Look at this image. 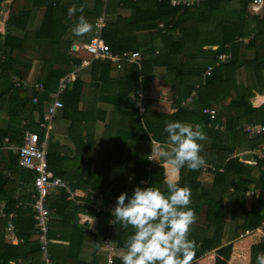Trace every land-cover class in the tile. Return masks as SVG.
I'll use <instances>...</instances> for the list:
<instances>
[{
    "label": "trees",
    "instance_id": "obj_1",
    "mask_svg": "<svg viewBox=\"0 0 264 264\" xmlns=\"http://www.w3.org/2000/svg\"><path fill=\"white\" fill-rule=\"evenodd\" d=\"M87 1L0 0L4 29L0 28V148L4 138L17 143L25 129L37 130L59 78L80 63L72 45L90 41L94 21L104 12L101 38L113 52L139 51V65L122 62L117 68L109 60H94L87 68L88 83L81 75L86 67L76 72L61 96L63 107L58 109L60 117L68 121L65 134L69 143L49 137V172L64 179L70 190H100L114 197L121 192L130 196L136 186L166 192L170 182L164 161L147 159L151 140L166 141L163 128L167 121L199 126L206 134L199 141L206 166L194 171L182 168L171 183L191 190L189 207L196 221L189 239L197 244L192 262L214 253L211 264H232L242 258L235 252L237 240L246 231H256L264 217V160L253 153L264 146V132L249 135L243 130L248 123L264 124V102L253 105L254 97L264 92V18L250 13L249 0H193L188 6L172 5L169 0H92L90 7ZM81 4L85 5L83 13L77 11L69 17L68 9ZM36 8L42 9L41 20L30 30L27 25ZM121 8L130 9L131 14L122 16L118 13ZM80 15L93 27L88 35L75 37L71 28ZM251 33L243 43L241 39ZM221 53L229 57L216 64ZM35 63L37 73L31 80ZM209 65L213 69L206 77L203 74ZM156 77L168 87L172 111L157 110L149 96L144 113L139 114L130 95L140 87L149 93V84ZM14 79L40 82L42 89L16 86ZM83 96L93 105L104 103L111 108L82 109ZM205 107L215 109V119L202 113ZM99 121L104 122L98 132ZM246 156L254 162H245ZM204 172L211 173V182L200 181ZM33 177V172L18 164L15 152L0 149V264H40L30 205L34 202ZM141 179L147 180L144 185H140ZM67 196L66 189L57 187L46 201L48 251L54 264H99L96 255L100 240L106 237L122 249L133 234L131 227L122 229L110 223L111 215L99 213L95 229L90 230L78 223L79 206ZM9 213H13L21 243L7 239ZM84 253L91 257L85 259ZM113 264L122 261L116 257Z\"/></svg>",
    "mask_w": 264,
    "mask_h": 264
},
{
    "label": "clouds",
    "instance_id": "obj_2",
    "mask_svg": "<svg viewBox=\"0 0 264 264\" xmlns=\"http://www.w3.org/2000/svg\"><path fill=\"white\" fill-rule=\"evenodd\" d=\"M81 4L68 9L71 17L77 11L83 13ZM92 24L80 15L71 28V35L82 37L92 31ZM167 134L165 142L151 141L152 153L179 172L206 166L200 155L206 134L199 127L181 121H167L163 128ZM143 183V182H142ZM191 190L168 183L166 192L158 187L136 186L129 196L121 192L110 210L113 224L134 231L125 240L119 259L122 264H191L197 248L196 241L189 239L196 215L189 207ZM256 264H264V252L258 253Z\"/></svg>",
    "mask_w": 264,
    "mask_h": 264
},
{
    "label": "built area",
    "instance_id": "obj_3",
    "mask_svg": "<svg viewBox=\"0 0 264 264\" xmlns=\"http://www.w3.org/2000/svg\"><path fill=\"white\" fill-rule=\"evenodd\" d=\"M107 2L108 0H103ZM160 1V0H159ZM172 5L182 3L184 5H192L193 0H169ZM249 11L251 14L264 18V0H249ZM105 25L104 13L98 15L94 21V36L89 42H85L81 45V49L85 51L90 58L81 59L79 65H77L72 72H69L59 78L57 87L55 91L50 94V100L44 111L41 119L38 121L36 131L26 129L23 131V136L21 141L14 143L10 142L8 138L4 139L2 148L12 150L18 155V164L31 172L34 173L33 177V197L34 202L31 203V209L33 211V218L35 221L37 239L40 243L41 251V264H53L52 258L48 251V218L49 209L46 204L47 196L50 192L57 187L64 188L68 191L67 199L73 201L75 204L79 205L84 209L85 212L92 211L96 214L106 212L110 214V210L114 207L116 203V197L108 196L106 193L100 190H95L91 192L70 190L67 182L59 176H54L49 172L47 163V143L50 137V133L54 128V119L58 109L63 107V102L61 96L69 88L71 83L74 81L76 72L91 63L92 60L101 59L109 60L116 64L119 68L122 62H127L129 64L139 65V51H122L120 53L113 52L109 46L101 38V29ZM163 25L160 24V27ZM250 37H244L241 39L242 42H247ZM229 55L221 53L217 56V63L224 61ZM213 66L209 65L204 71V76L208 77L211 75ZM14 84L16 86H29L33 87L36 91L42 89L40 82H23L20 83L17 79H14ZM149 97V93L144 87H140L135 93L130 95V100L137 108L139 114H143L145 111V101ZM32 101L37 102V97L33 96ZM202 113L208 116L210 119H215L216 111L212 107H205L202 109ZM218 127L217 125L215 126ZM221 128V127H220ZM244 132L249 135L261 134L264 132V124L261 123H248L243 128ZM153 141V140H151ZM251 152V151H250ZM255 155L264 160V146L260 149L253 151ZM157 157L156 153H152V148L150 153L147 155L149 162L155 161ZM262 170L264 173V164L262 165ZM147 180L141 179L140 185H144ZM143 182V183H142ZM12 214L6 223L7 237L12 244H18L22 242V239L18 238L14 224L11 221ZM264 228V217L261 220L260 226L256 230H262ZM249 233L246 231V234ZM104 248L107 250L106 254V264L113 263L114 254V243L105 239L103 241Z\"/></svg>",
    "mask_w": 264,
    "mask_h": 264
},
{
    "label": "crops",
    "instance_id": "obj_4",
    "mask_svg": "<svg viewBox=\"0 0 264 264\" xmlns=\"http://www.w3.org/2000/svg\"><path fill=\"white\" fill-rule=\"evenodd\" d=\"M159 1V0H157ZM92 0H88L87 1V5L90 7L92 5ZM104 13V12H103ZM118 13L121 14L122 16H129L131 14V10L128 9V8H121V9H118ZM41 16H42V9H33L32 12H31V15H30V18H29V22H28V25H27V28L28 29H33V28H37L39 26V23H40V20H41ZM256 16V15H255ZM105 17V15H104ZM160 26V25H159ZM0 28L2 31H4L3 29V22H0ZM93 33H94V30H93ZM147 34V33H146ZM252 35V33L250 34ZM247 36V37H250ZM94 36V35H93ZM92 36V37H93ZM91 37V38H92ZM147 37H150L149 35ZM85 43V42H75L73 45H75V48L73 50H78L80 51L79 54H74V56H76L77 58H80V61L81 59H89L90 56L85 52L83 51L80 47L81 45ZM243 43H246V42H243ZM116 53V52H115ZM96 60H101V59H96ZM94 61V60H92ZM91 61V62H92ZM111 62V61H110ZM113 63V62H112ZM115 64V63H114ZM79 65V64H78ZM86 68H88V65L85 66ZM117 67V66H116ZM38 68V65L37 63H35V65L33 66V69H32V72L30 74V79L31 80H34L35 78L33 77L34 74L37 73V69ZM83 68V67H82ZM118 68V67H117ZM81 69V68H80ZM73 70H71L70 72H72ZM162 70L159 72L160 74H162ZM84 81L86 83H88L87 81L89 80V74H88V71L85 75L82 76ZM97 83V82H95ZM149 96L151 97V102L153 103V105L156 107L157 110L159 111H163V112H166V113H169L172 111V108H173V105H172V100H171V97H170V93L168 91V87L165 83V81L159 77H156L153 79V81L149 84ZM107 90L104 91V94H106ZM152 94V95H151ZM161 97H159V95H161ZM150 100V99H149ZM264 102V92L263 94H257L255 97H254V100H253V105L254 106H259L260 104H262ZM85 103L88 105V106H85ZM80 108L84 109H98L99 107H104V108H111L109 105L107 104H102V103H96L93 105V101L92 100H87L85 99V96H83L80 100ZM85 106V107H84ZM60 114V110L57 111L56 115L57 114ZM55 115V116H56ZM60 116V115H59ZM5 118V117H4ZM110 118V117H109ZM102 119V118H101ZM103 122L104 121H99L98 122V125H97V129H98V132L102 129V125H103ZM63 128V126H61ZM67 127V126H66ZM55 128V126H54ZM53 128V130H54ZM26 130V129H25ZM30 130V129H29ZM38 130V129H37ZM52 130V131H53ZM35 131V130H33ZM52 131L50 133V137L52 135ZM66 130L64 131V134H63V137L62 139L60 140L62 143H69V140H68V137H66ZM5 139V138H4ZM106 139H109V136L106 135ZM4 142V140H3ZM151 148V147H150ZM0 149H3V150H8V149H4L1 148ZM9 151H12V150H9ZM151 149L148 151V153L146 155H148L150 153ZM14 152V151H13ZM245 159V162L247 163H253L254 160H253V157H249V156H246L244 157ZM163 167H164V170H165V175H166V180L168 182H173L175 180H177L178 178V172L176 170H174L171 166H169L167 163H163ZM52 174V173H51ZM7 176H9V174H6ZM53 175V174H52ZM55 176V175H54ZM200 181L202 183H209L211 182L212 180V175L211 173L209 172H204L201 176H200ZM32 183H33V180H32ZM30 190L32 191V193H34L33 191V186L31 184V187H30ZM73 190H77V191H84V192H90L91 190H87V189H73ZM16 193H14L15 195H17V190H14ZM95 191V190H94ZM105 193V192H104ZM107 194V193H106ZM108 195V194H107ZM108 196H111V195H108ZM113 196V195H112ZM32 197H33V194H32ZM34 198V197H33ZM33 203V202H32ZM74 203V202H73ZM31 205V204H30ZM74 205L76 206H79L77 204L74 203ZM102 213H106V212H102ZM12 214V217H13V213H9L8 215H6L7 217V220L9 218V215ZM106 214H109V213H106ZM96 213L92 212V211H89V212H85L84 209L82 207L79 206V212L77 214V220H78V223H80L81 225H84L86 227H88L90 230H94L95 229V226H96ZM110 215V214H109ZM12 217H11V221H12ZM110 223L111 220H110ZM15 228V227H14ZM261 233V236H264V232H262L261 230H256L250 234H244V235H251V234H256V233ZM7 235V233H6ZM8 239V237H7ZM105 239H109L111 240L113 243H114V254H113V263H114V259L116 257H119L120 255V252L121 250L118 249L116 243L113 241L112 238L110 237H106L104 239H101L100 240V248H99V251L97 253V257H98V262L99 264H106V254H107V250L104 248V244H103V241ZM9 240V239H8ZM264 241V240H263ZM49 245V244H48ZM90 247H93L92 244H89V248ZM263 247V246H262ZM238 249V246H235V250ZM263 249V248H262ZM262 252V250H261ZM241 254H244L242 251H239V253H237V255H240L242 256V258H239V259H235L233 261L232 264H240L243 260H245L247 257V255H241ZM84 258L85 259H89L91 256H90V253H84ZM213 258H214V253L212 254H208V255H204L202 256L201 258H199L198 260H195L193 262H191V264H211L212 261H213ZM53 261V260H52ZM112 263V264H113ZM40 264H41V260H40ZM54 264V262H53Z\"/></svg>",
    "mask_w": 264,
    "mask_h": 264
},
{
    "label": "rangeland",
    "instance_id": "obj_5",
    "mask_svg": "<svg viewBox=\"0 0 264 264\" xmlns=\"http://www.w3.org/2000/svg\"><path fill=\"white\" fill-rule=\"evenodd\" d=\"M80 51L78 50H73V55L79 54ZM141 55V54H140ZM88 69H82L81 75H85L87 73ZM152 95V94H151ZM159 95V97H161ZM58 113L54 119V130L52 131V136L54 139L61 140L64 134V131L66 130V126H68V121L63 120ZM63 126V128L61 127ZM158 157V155H157ZM157 157L155 161L157 160ZM250 195H246L247 197V204H249L248 200ZM264 240V236H261V233H256V234H251V235H243L241 238L237 240L235 245L238 246V249L235 250L236 253H239V251H242L245 255H247L246 259L243 260L240 264H256V258L257 254L261 253V250L264 246L262 247ZM241 254V255H244Z\"/></svg>",
    "mask_w": 264,
    "mask_h": 264
},
{
    "label": "water",
    "instance_id": "obj_6",
    "mask_svg": "<svg viewBox=\"0 0 264 264\" xmlns=\"http://www.w3.org/2000/svg\"><path fill=\"white\" fill-rule=\"evenodd\" d=\"M75 48V45H72V49H74Z\"/></svg>",
    "mask_w": 264,
    "mask_h": 264
}]
</instances>
